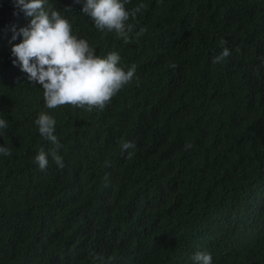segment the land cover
I'll use <instances>...</instances> for the list:
<instances>
[{"label":"trees","instance_id":"16d2710c","mask_svg":"<svg viewBox=\"0 0 264 264\" xmlns=\"http://www.w3.org/2000/svg\"><path fill=\"white\" fill-rule=\"evenodd\" d=\"M83 2L45 6L96 55L135 64L103 110L46 107L11 54L31 17L0 0V264H194L198 251L264 264V0H131L129 12L145 7L127 43Z\"/></svg>","mask_w":264,"mask_h":264},{"label":"clouds","instance_id":"9594fccd","mask_svg":"<svg viewBox=\"0 0 264 264\" xmlns=\"http://www.w3.org/2000/svg\"><path fill=\"white\" fill-rule=\"evenodd\" d=\"M130 1L84 0L82 12L93 19L97 29L114 30L127 43L128 33L133 28L127 22L130 18L135 19L137 13L145 7L140 4L129 12L125 4ZM46 2L47 0H13L20 11L31 17L30 25L20 29L22 42L11 48V54L15 57L13 64L18 63L21 70L27 73L28 80L43 88L47 108L71 105L86 107L88 111L94 108L103 110L117 92L132 80L135 64L116 52L109 53L106 57L96 55L85 39L72 34L69 20L59 11L46 8ZM80 2L81 0H76V3ZM16 38L13 35L12 39ZM220 43L225 45L227 41L221 40ZM229 54L225 47L213 62H222ZM35 123L40 135L54 146L50 153L53 161L63 168V158L57 154L62 145L54 135L55 119L41 113ZM7 127V121L0 118V130ZM122 147L127 150L134 148V144L125 142ZM0 154L9 156L11 152L0 146ZM47 156L48 153L41 149L35 158L41 170L48 166ZM193 261L194 264H212V256L208 252L198 251L194 254Z\"/></svg>","mask_w":264,"mask_h":264}]
</instances>
